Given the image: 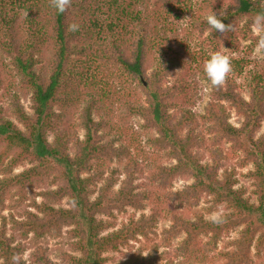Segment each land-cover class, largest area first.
<instances>
[{
	"label": "trees",
	"instance_id": "obj_1",
	"mask_svg": "<svg viewBox=\"0 0 264 264\" xmlns=\"http://www.w3.org/2000/svg\"><path fill=\"white\" fill-rule=\"evenodd\" d=\"M176 1L72 0L69 9L60 13L50 0H0V91L9 87L11 71L16 73L31 91L33 110L28 113L17 96L12 113L18 123L0 109V264H14L16 255L19 264H26L23 241L31 233L41 237L59 233L65 226L71 227V246L78 253L64 252L67 264H185L191 260L253 264L254 256L263 257L264 132L260 136L257 132L264 122V69L246 77V97L237 79L249 62L230 57L233 71L222 87H211L204 113L187 110L181 97L188 90V62L180 56L168 60L156 56L164 54L156 48L171 17H177ZM214 12L235 30L222 35L212 29L206 16ZM258 13H264V0H202L199 29L237 52L241 39L256 46L259 37L249 31ZM72 23L79 26L75 32L68 31ZM45 59L47 70L39 68ZM116 80L140 86L142 92H129L128 100L123 97V107L129 117L143 119L144 129L156 131L151 143L174 163H155L146 171L132 152L135 136L129 142L122 136L109 138L115 127L97 120L95 114L99 102L113 106L120 99ZM60 104L78 106L76 124L62 121L56 111ZM231 110L244 119L240 126L230 121ZM200 121L214 135L213 145L229 142L243 154L242 166L253 165L247 176L253 180L255 202L246 197L244 188L236 187L237 172L225 162L231 152L206 146V136L197 132ZM122 133L129 136L125 130ZM203 146L211 150V161L200 151ZM25 162L31 166L14 173ZM179 177L192 183L173 190ZM42 185L48 188L37 195L43 197L41 202L28 196L29 189ZM64 198L69 207H56ZM205 198L209 206L198 209ZM28 200L32 209L25 208L20 218L2 214ZM221 205L222 223L205 219ZM129 209L135 212L117 228L115 213ZM139 211L143 213L137 216ZM162 217L171 225L160 236ZM238 228V238L220 249L223 236ZM136 243L140 245L129 258L106 255L133 249ZM161 247L171 248L162 254ZM31 260L60 264L40 245Z\"/></svg>",
	"mask_w": 264,
	"mask_h": 264
},
{
	"label": "rangeland",
	"instance_id": "obj_2",
	"mask_svg": "<svg viewBox=\"0 0 264 264\" xmlns=\"http://www.w3.org/2000/svg\"><path fill=\"white\" fill-rule=\"evenodd\" d=\"M202 0H177L176 7H177V17L173 15L171 17V22L169 28L165 30V32H161V39L158 41L160 46L156 48L158 53H164L163 55H156L157 58L161 60H168L169 58L173 57H183L188 62V67L186 72V85L188 90L185 91V95L181 97L184 105L187 110L192 111L196 115H201L204 113V110L210 101L211 98V91L212 88L210 84L203 78L202 70L204 68L203 58L206 56H210L212 52L215 51H223L226 55L235 58H244L249 62V68L244 73L243 76L237 79L239 83V90L242 92L243 95L248 97L247 90L245 87L246 84V77L249 75L250 72H259L264 69V56L255 55L254 49L256 46H251V41L249 39H241L239 43V50L237 52H231L229 49L222 46L221 43H216L214 40H211L209 37V32L201 33L199 29V9ZM204 13V12H203ZM245 22H242L243 25ZM171 27V28H170ZM249 35H256L252 32V29L249 31ZM49 67V61L47 59L43 60L42 63L39 65V68L43 70H47ZM184 72V74H185ZM8 86L5 89L0 91V109L3 111L4 115L18 123L16 117L12 113L13 109V100L14 96H17L20 103L23 105L25 110L32 114V94L31 91L21 82V79L16 73L11 71V77L9 78ZM172 82V80L170 81ZM118 86V92L121 96L120 99L115 100L113 106L109 105V102L98 103L99 110L95 114L97 120L104 119L106 122L115 127L113 132L108 134L109 138L111 139H119L122 136L126 142H129L130 137L133 135L135 136V146L133 147V154L139 160V163L143 166V168L148 171L150 168L156 163H162L165 165H170L174 163L173 160H169L166 158L165 152L161 150H157L154 145L151 143L152 137L157 136L155 130L152 129H144L142 127L143 119L139 116H132L129 117V114L126 112V109L123 107V102H125L123 97H127V100L131 97L128 95L129 92L133 91L135 93L142 92V89L136 82H126L121 81L119 83L116 80L115 83ZM145 97H143L144 99ZM82 107V105H81ZM56 111L62 115V121H67V124H76L78 122V113L79 109L78 106L72 107L71 104L66 106V108H62L61 104L56 106ZM127 118L126 121L122 118ZM243 118L236 113L235 110H231V119L233 125L240 126L243 122ZM125 130L129 132V136L126 138V135L122 133ZM198 134L205 135L207 138L206 146L210 148H217L221 151H229L226 164L230 168H234L237 172V185L236 187L244 188L246 190V197H248L251 201L255 202L256 198L254 195V185L253 180L247 176L248 172L253 169V165L249 164L247 166H242L241 161L243 160V154L241 152H235L232 149L231 143L229 142H221L218 146L213 145L214 135L210 133L208 129V124H205L203 121L199 122L197 128ZM264 132V122L262 127L257 132V136H260ZM53 132L50 133L49 139H53ZM83 130L79 131L80 137H83ZM121 139V140H123ZM200 151L206 154L205 160L211 161V150L206 149L205 146L200 148ZM72 152V150H71ZM73 153V152H72ZM114 163L113 165H115ZM31 164L25 162L15 168L14 173H19L24 169L30 167ZM145 181L144 178L141 179ZM192 183L191 179L179 177L174 181L173 190L181 189L185 185ZM100 185V184H99ZM48 186H36L33 189H29L28 196L30 198L36 197L38 202L43 200V197L37 196L43 190H46ZM119 184L115 186L114 190H118ZM96 195L93 196L95 198ZM30 200L21 203V205L17 208H10L7 207L2 214L9 216L14 215L17 218H20V214L24 212V209H32L29 207ZM209 198L202 199V202L198 209H203L209 206ZM10 205L11 201H7L6 204ZM56 207L63 206L68 208L69 204L67 198H64L60 203H55ZM153 206V205H152ZM224 209V206L221 205ZM151 208V203L146 207L143 211L144 213L148 214ZM135 212L133 209H129L127 213H115L118 218V227H120L121 223L128 218V216ZM143 212H138L137 216H140ZM225 212V210H224ZM209 216V215H208ZM171 225V222L166 218L162 217L158 224V233L161 236V233ZM10 228V226H9ZM71 227L65 226L59 233H49L43 235L41 237H36L33 233L29 235L28 240H24L23 244L26 247V251L23 253V258L26 260V264H33L31 258L32 254L37 248L38 245L44 247L49 255V257L60 264H67L64 262L62 254L64 252H71L78 254L73 251L71 243L73 238L69 234V230ZM239 229L232 230L229 234L223 236L222 240L219 243V248L223 249L224 246L231 240H235L239 236ZM183 238L180 237L178 240L174 242V246ZM139 243L135 244L133 249L131 248H122V252H110L106 255L121 259L122 257L129 258V256L139 247ZM171 247H161L160 253H168ZM132 250V251H131ZM255 251L253 250V254ZM175 262H179V259L174 258ZM163 262H157L155 264H162ZM264 263V255L262 258L257 256L253 257V264H263ZM185 264H198V261L191 260Z\"/></svg>",
	"mask_w": 264,
	"mask_h": 264
},
{
	"label": "clouds",
	"instance_id": "obj_3",
	"mask_svg": "<svg viewBox=\"0 0 264 264\" xmlns=\"http://www.w3.org/2000/svg\"><path fill=\"white\" fill-rule=\"evenodd\" d=\"M71 3L72 0H50L51 6L60 13H65L71 6ZM219 16L215 12L206 16V21L212 29L222 35L228 31L235 30L233 24L226 25ZM78 28L79 26L76 23H72L68 26V31L75 32ZM252 32L259 37L254 54L264 56V13H258L254 18ZM203 70L211 87L220 88L226 83L230 73L233 71L231 58L223 51L212 52L210 58L204 62ZM223 214L224 209L220 206L216 211L206 216L205 219L209 222L219 224L223 222ZM144 256L147 257L148 255L144 254ZM13 261L14 264H19L20 257L18 255L14 256Z\"/></svg>",
	"mask_w": 264,
	"mask_h": 264
}]
</instances>
